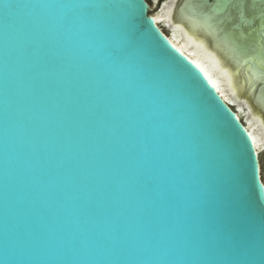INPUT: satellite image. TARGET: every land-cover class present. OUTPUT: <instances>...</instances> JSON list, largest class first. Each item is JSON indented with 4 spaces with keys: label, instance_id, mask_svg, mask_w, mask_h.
Segmentation results:
<instances>
[{
    "label": "water",
    "instance_id": "1",
    "mask_svg": "<svg viewBox=\"0 0 264 264\" xmlns=\"http://www.w3.org/2000/svg\"><path fill=\"white\" fill-rule=\"evenodd\" d=\"M0 264H264L245 122L147 0H0Z\"/></svg>",
    "mask_w": 264,
    "mask_h": 264
},
{
    "label": "bare ground",
    "instance_id": "2",
    "mask_svg": "<svg viewBox=\"0 0 264 264\" xmlns=\"http://www.w3.org/2000/svg\"><path fill=\"white\" fill-rule=\"evenodd\" d=\"M202 4L201 0H182L180 4L178 0H167L161 12L151 16L160 28L161 24L170 28L168 35L162 30L164 35L202 71L221 96L232 106L238 105L241 120L243 104L238 101L247 96L255 112L247 113L245 127L259 156L264 184L260 157L264 153V56L258 46L255 52L249 49L242 53L233 39L226 38L223 26L218 28L214 20H206ZM250 30L241 25L237 36L241 31L247 35Z\"/></svg>",
    "mask_w": 264,
    "mask_h": 264
},
{
    "label": "snow or ice",
    "instance_id": "3",
    "mask_svg": "<svg viewBox=\"0 0 264 264\" xmlns=\"http://www.w3.org/2000/svg\"><path fill=\"white\" fill-rule=\"evenodd\" d=\"M83 7L91 9L94 6ZM200 7L206 14V20H214L218 28L223 26L221 30L225 31L226 38L233 39L242 53L249 49L255 52L258 46L264 56V0H259L258 4L255 0H206ZM241 25L251 30L247 35L241 31L237 36Z\"/></svg>",
    "mask_w": 264,
    "mask_h": 264
},
{
    "label": "rangeland",
    "instance_id": "4",
    "mask_svg": "<svg viewBox=\"0 0 264 264\" xmlns=\"http://www.w3.org/2000/svg\"><path fill=\"white\" fill-rule=\"evenodd\" d=\"M149 5H150V15H155L161 12L162 10V6L163 4L167 1V0H147ZM182 0H178V4L181 3ZM178 6V5H177ZM237 23V21L235 22ZM162 30L163 32L168 35L170 34V28L166 25V24H161ZM239 103L243 104V110L241 111V118L243 120V122L246 123L247 121V113L251 112L254 113L255 110L253 108V105L251 104V102L249 100H247V96L245 95L244 97H242L241 99H239L238 101ZM234 106V110H238V105L235 104ZM261 163L262 166L264 165V153L261 154Z\"/></svg>",
    "mask_w": 264,
    "mask_h": 264
}]
</instances>
